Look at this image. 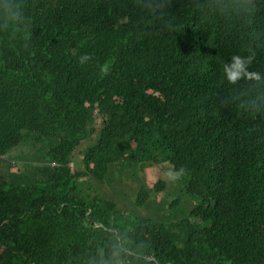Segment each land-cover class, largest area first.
Listing matches in <instances>:
<instances>
[{"label": "trees", "instance_id": "obj_1", "mask_svg": "<svg viewBox=\"0 0 264 264\" xmlns=\"http://www.w3.org/2000/svg\"><path fill=\"white\" fill-rule=\"evenodd\" d=\"M10 4L0 264H264V0ZM234 55L260 79L229 84Z\"/></svg>", "mask_w": 264, "mask_h": 264}, {"label": "clouds", "instance_id": "obj_2", "mask_svg": "<svg viewBox=\"0 0 264 264\" xmlns=\"http://www.w3.org/2000/svg\"><path fill=\"white\" fill-rule=\"evenodd\" d=\"M121 0H118V3ZM138 3L143 5L145 8L149 9L151 12H155L153 7L150 4V0H138ZM4 18L11 21V22H17L21 19L19 11L14 7V0H11V4L9 7H6L3 9ZM250 62V58H242L239 55H234L232 57V63H222V72L224 75V79L229 84H236L241 79H248L251 81L253 78L259 80V74L255 72H250L246 68V63ZM184 174V169H181L180 172L177 174L178 176H182ZM113 196H110L112 198ZM118 195L115 194V197H113L112 204L115 207L120 208V202L121 199L117 198ZM118 237H113V239H117ZM123 253L124 255H127L129 252V249L127 247L119 249L114 255H119L120 253ZM121 264H124L123 261H121ZM127 264H132V262L129 260Z\"/></svg>", "mask_w": 264, "mask_h": 264}, {"label": "rangeland", "instance_id": "obj_3", "mask_svg": "<svg viewBox=\"0 0 264 264\" xmlns=\"http://www.w3.org/2000/svg\"><path fill=\"white\" fill-rule=\"evenodd\" d=\"M108 52H113L114 49L112 46H108V49H107ZM16 151H19L23 154H28L32 151V148L30 146H26L25 147H21L19 148L18 150ZM23 154H18L17 156H21ZM9 155H13V152L10 153ZM18 157H11V158H7L6 156L3 157V158H0V172L2 170H5L6 168H10L11 171H20L21 168L19 167L18 164H20V162H22V165L25 161L23 160H20L19 162H17ZM26 162H29V160H27ZM167 164H161V165H157V167H154L153 168V175H154V178L155 179H158V178H163L164 179V183L166 184V188L157 194L158 198L160 200H162L164 198V200L168 203H171L173 200H175V198H177L182 191L181 188H180V185H178V180L177 178H173L172 180H168V174L169 173V169L167 168L166 166ZM8 179V178H7ZM157 182V181H156ZM113 198V197H112ZM119 198V196L117 197ZM155 201V200H154ZM180 203H181V206H187L188 208L190 207V201L186 198H183L180 200ZM187 211V209L185 210ZM140 216L141 217H144L143 214L141 212V210L138 211Z\"/></svg>", "mask_w": 264, "mask_h": 264}]
</instances>
